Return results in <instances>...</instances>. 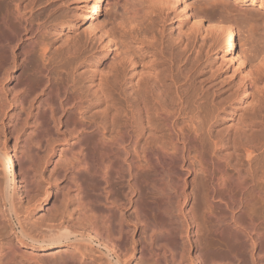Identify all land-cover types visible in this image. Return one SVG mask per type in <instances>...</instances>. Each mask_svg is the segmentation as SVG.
Here are the masks:
<instances>
[{"label":"bare ground","instance_id":"1","mask_svg":"<svg viewBox=\"0 0 264 264\" xmlns=\"http://www.w3.org/2000/svg\"><path fill=\"white\" fill-rule=\"evenodd\" d=\"M151 1L162 5L168 3L167 0ZM169 1L172 6L181 3L178 6L180 13L191 18L197 28L198 36L194 37L192 45L194 50L196 40L200 39L203 27H206L207 36L202 38L205 47H209L208 53L215 52L214 57L220 64L239 74L240 96L244 97L249 89H254L264 97V48L255 53L250 50V54L243 55L238 49L236 26L230 17L233 11L224 6L220 17L209 16L191 10L188 0ZM234 1L264 9V0ZM104 2L86 0L79 8L77 20L87 22L90 33L96 30V20ZM37 4V0H0V111L6 106L9 93H12L9 94L12 104H21L24 98H29L31 91L28 89L34 84L40 95L35 93L36 97L32 96L33 99L26 102H29L31 113L40 118L39 133L47 132L51 124L64 139L68 134H74L79 154L73 173L83 168L86 173L98 177L101 181L98 194L104 207L119 212L122 207L130 205L134 216L122 227L121 234L125 235V240L116 239L96 224L90 225L88 229L91 231L88 232L81 231V227L69 228L65 219L58 225L47 223L38 226L31 223L29 216L22 217L18 213L11 196L9 210L17 218L21 236L32 245V250H57L64 245L74 247L76 253L59 256L60 262L55 263V260L51 264H87V258H92L90 264H125L122 260L127 255L130 257V251L138 252L141 261L143 242L136 238L141 232L146 235L151 248L160 240L172 238V241L178 237L181 252H171L170 260L174 264H264V164L260 163L264 159V143L256 141L250 133L253 128L244 123L241 125L244 131L234 137L211 136L212 122L220 112L215 103L218 92L193 84L187 89L184 88L186 83L178 80L183 65L189 59L191 45L183 42L171 44L162 34L159 42L151 41V53L158 58L148 67L145 73L148 78L142 87L130 85L125 76L108 90L98 88L95 80L89 81V92L103 97L107 100V109L115 111L101 121L91 122L90 116H86L85 96L76 91L79 83L73 68L65 78L57 79L54 60L59 50L47 39L50 34L48 22L40 19L44 22L41 23L37 19ZM127 5L126 16L119 24L120 31H102L101 36L107 39L108 49L119 50V43L125 61L122 70L130 68L135 75L139 74L136 67H142L144 63L142 48L145 39L152 40L157 36L149 30L143 33L141 30L140 20L148 8L145 9L138 0H128ZM83 50V46H79L68 52L76 57L73 61H78ZM87 62L84 59L81 64L86 65ZM19 70L21 72L16 76L14 72ZM27 71L35 76L34 83ZM204 104L210 107L206 115L200 111ZM89 137L92 140L88 144ZM89 145L92 151L98 152L96 161L89 159ZM51 152H56L52 141L46 150L44 167L52 161L48 159ZM224 152L228 154L223 155ZM1 163L5 189L21 187L26 196L32 189H38L44 167L37 168L39 170L33 172L30 179L19 180L13 173L11 153H4ZM164 168L176 171L178 188L174 211L162 214L159 200L145 193L144 189H149L158 169ZM76 172L73 178L77 176ZM192 175L194 180L200 179L196 186L194 181H189ZM75 179L76 189H80L81 185ZM123 185L129 191L128 204L115 192ZM190 185L196 191L194 195L188 192ZM190 200H194L192 209H188ZM198 215H204L209 230L204 223H199ZM207 236L219 238L224 243L226 252L223 251L222 257L220 254L219 258L215 256L218 261L215 258L206 260V256L200 253L201 240ZM96 241L97 249L93 247ZM13 247L0 241V264H40L34 258L41 255L32 257L36 260L34 263L32 258L29 263L24 259V263ZM164 250L168 259L170 252Z\"/></svg>","mask_w":264,"mask_h":264},{"label":"rangeland","instance_id":"2","mask_svg":"<svg viewBox=\"0 0 264 264\" xmlns=\"http://www.w3.org/2000/svg\"><path fill=\"white\" fill-rule=\"evenodd\" d=\"M85 1L50 0V2H47V0H37L39 7L35 14L38 15L37 19H41L45 23L48 22V32L50 34H48L47 39L59 50L54 60L57 79L65 78L66 74L73 68L75 78H77L79 83L76 91L85 96L84 102L88 111L86 116H90L91 122L101 121L108 114L113 115L115 111L110 108L107 109V100L103 97L100 95L96 97L94 93L89 92L88 82L95 80L98 88L108 90L111 86L113 88V85L117 81L120 82L121 78L125 76L130 85L133 83L138 84L137 87H142L148 78V75L145 74L148 67L156 63L158 58V56L155 57L151 53L152 49L149 48V45L151 41L159 42L162 34L165 40L171 44L183 42L191 45L188 53L189 59L183 65V72L178 77L179 81L183 84L186 83L184 88L188 89L190 84H193L196 87L203 86L208 90L218 92L215 95V103L220 112L218 117L212 122L211 136L223 139L234 137L244 131L241 127L244 123L253 128L250 133L253 134L255 140L264 143V97L254 89H249L246 96H240L242 85L239 74L220 64L221 62L219 63L214 57L215 52L208 53L209 47H205L202 38L205 39L207 36L206 27H203L205 32L202 30L200 39L196 40L197 45L194 50L192 45L194 44V37L198 34L197 28L193 26L191 18H185L180 13L178 6H181V3L172 6L170 5L172 2L169 0L166 1L168 2L166 3L167 5L154 4L151 0H138L140 4L145 6V9L148 8L140 20L142 33L149 30L154 32L157 37L152 40L145 39L142 48L144 63L142 67H136L139 74L134 75L130 68L124 72L122 70L125 61L123 60L119 43V50L108 49L107 39L101 36L102 31L103 33L105 31H120L121 21L124 18L123 16H126L125 12L128 9V0H105L97 19L98 21L96 20L98 24L95 22L98 30L96 27L94 33H90L91 29L87 22L77 20L79 8L84 6ZM171 1L174 2V0ZM51 3L53 5L49 6ZM188 3L191 10L216 17L222 15V7H228L233 11L230 17L232 23L236 26L238 49L242 51L243 55L250 54V50L251 53H255L264 48V9H259L257 6L250 4L236 3L234 0H188ZM1 8L2 5H0ZM251 13L256 14V16H252ZM41 20L40 22L44 23ZM79 46L84 48L81 59L73 61V57H76L70 55L68 51ZM136 52H139V49H136ZM82 59L88 61L86 65L81 64ZM20 72L19 70L14 73L17 76ZM27 73L30 78H33L31 80L34 83L36 80L35 76L28 71ZM100 83L101 87L99 86ZM33 87H35L34 84L28 89L29 92L31 91L28 95L29 98H24L25 100L21 104H12V100H9L12 98L10 96L12 93H9L10 95L7 93L8 99L6 108L4 107L5 111L4 109L0 111V168L2 169L1 161L4 158V153L8 151L12 154L14 160L13 173L17 179H30L32 174H34L33 172L39 170L37 168L44 167L46 150L51 141L53 146L56 147V152L48 154V159L52 161L45 165L38 189H32L27 196L22 191L24 188L21 187L5 189L7 187L2 180L3 170L0 169V241L12 247L14 246L13 249L19 255V260L24 262L27 259V263H29L28 260L32 261V257L34 255L36 257V254L41 255V258L39 256L34 258L38 259L40 264H47V262L51 264L55 260L57 261L55 263H58L60 260L59 256L76 253L74 247L65 245L60 246L57 250H32V245L21 236L17 218L9 210V202L12 197H14L12 201L15 200L19 209L18 213L22 217H25V215L29 216L31 223L33 222L38 226L41 224L46 225L47 223L58 225V222L61 223L65 219L69 222V225L67 224L69 228L74 226L73 228L80 229L81 227V231L88 232L91 231L88 229L90 225L94 226L96 224L101 230L112 234L116 239L125 240V235L121 234V230L126 222L133 218V207L127 205L126 208L122 207L119 212L108 210L104 207L98 194V188L101 185L98 177H93L86 173L83 168H79L74 171V173L77 171V176L74 175L73 178V166L77 163L76 158L79 154L74 140L75 135L68 134L65 140L64 136L57 133L51 124L47 128L48 131H45L47 136L44 131L40 133L45 136L39 133V128L41 127L40 118L31 113L29 102H26L36 97L35 93L40 95L39 89L36 91V87ZM241 98H243V101H241ZM115 99L119 103L116 96ZM209 110L208 104H204L200 109L203 115L208 114ZM91 140L92 138L89 137L88 144ZM88 148L90 149L89 159L96 161L98 152L92 151L90 145ZM227 154L228 152L223 153V155ZM260 163L264 164V159ZM30 165H33L32 169ZM75 178H77L78 184L81 185L80 189H76ZM193 178L194 175L190 176L189 181H194L195 186L196 184L198 185L200 179L194 180ZM176 180L177 174L174 169H158L157 176L152 179L149 189H144L145 193L159 200L162 214L174 211L175 191L178 188ZM192 189L193 187L190 185L188 192H192V195H194L196 191ZM115 192L118 193L123 202L128 204L126 198L129 195V191L125 185L117 187ZM7 193L8 197L6 196ZM193 205L194 200H190L188 209H192ZM217 212L223 213L221 210ZM198 221L201 224L204 223L207 229L210 227L207 226L204 215H198ZM130 238L131 236L128 237L129 241L131 240ZM136 238L143 242V260L139 261L138 252L130 251V257L127 255L128 257H124V260H122L124 263L126 262L125 264H136V262L137 264H174L170 260L171 252L174 254L181 252V244L178 237H174V242L173 240L170 241L172 238L168 239V241H166L167 239L160 240L153 248H151V244L144 233L140 232ZM201 243L200 253L202 252V256H206V260L210 258L211 260L214 258V260H217L216 258L219 254V257H222L221 254L224 253L225 247H223L224 243L219 238L207 236V238L201 240ZM97 244V241L93 244L95 249L98 248ZM164 249L170 252L168 259H166ZM131 252L134 254L132 253V255ZM20 254H22V257ZM36 260H33L32 263ZM91 261L92 258L86 259L87 264H90Z\"/></svg>","mask_w":264,"mask_h":264}]
</instances>
